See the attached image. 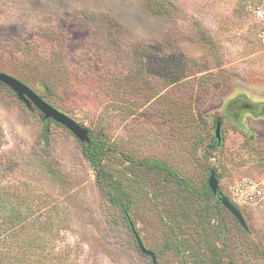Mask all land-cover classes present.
<instances>
[{
	"label": "rangeland",
	"instance_id": "1",
	"mask_svg": "<svg viewBox=\"0 0 264 264\" xmlns=\"http://www.w3.org/2000/svg\"><path fill=\"white\" fill-rule=\"evenodd\" d=\"M0 71L107 140L157 264H264V195L230 192L264 178V0H0ZM0 128V187L27 181L40 221L58 230L42 253L55 264H152L69 130L5 85ZM144 158L190 187L132 162ZM211 169L246 228L202 194Z\"/></svg>",
	"mask_w": 264,
	"mask_h": 264
},
{
	"label": "trees",
	"instance_id": "2",
	"mask_svg": "<svg viewBox=\"0 0 264 264\" xmlns=\"http://www.w3.org/2000/svg\"><path fill=\"white\" fill-rule=\"evenodd\" d=\"M0 85H3L0 82ZM2 132L0 128V133ZM82 154L93 169L99 187L106 193L107 200L111 205L118 208L123 218L129 225L128 206L130 203L129 193L117 178L113 177L107 163V155L110 150L104 137H90L88 144L81 145ZM124 160H129L126 155L119 152ZM133 164L153 168L165 172L181 185L190 187L188 182L172 171L160 160L149 158L132 159ZM21 190H12L8 184L0 187V264H55L58 258L53 252L42 253L41 249L47 239L55 240L56 233L46 229L45 223L40 221L43 213L30 202L31 193L28 190L27 181H21ZM211 194L207 184L202 194ZM219 203L218 199H216ZM131 230V229H130ZM33 247L35 252H32Z\"/></svg>",
	"mask_w": 264,
	"mask_h": 264
},
{
	"label": "water",
	"instance_id": "3",
	"mask_svg": "<svg viewBox=\"0 0 264 264\" xmlns=\"http://www.w3.org/2000/svg\"><path fill=\"white\" fill-rule=\"evenodd\" d=\"M0 82L10 88L16 95L17 99L22 101L26 107H35L41 113L42 121L48 119L62 125L69 130L80 143L88 144L90 142L89 130L74 120L72 117L58 110L44 99H42L35 91H33L28 85L20 81L19 79L0 71ZM220 120L217 119L214 127V138L217 144L220 143ZM207 186L210 189L212 195L218 199L220 204L237 220V222L244 228H246L244 217L240 209L222 193L219 188L218 179L215 175V170L211 169L207 178ZM130 229L133 234L138 250L148 256L152 264H157L156 256L154 252L146 248L138 233L136 232L133 224L129 221Z\"/></svg>",
	"mask_w": 264,
	"mask_h": 264
},
{
	"label": "built area",
	"instance_id": "4",
	"mask_svg": "<svg viewBox=\"0 0 264 264\" xmlns=\"http://www.w3.org/2000/svg\"><path fill=\"white\" fill-rule=\"evenodd\" d=\"M230 192L238 200L253 202L264 195V178L259 179L258 182L252 179H245L240 183L236 182L230 186Z\"/></svg>",
	"mask_w": 264,
	"mask_h": 264
},
{
	"label": "flooded vegetation",
	"instance_id": "5",
	"mask_svg": "<svg viewBox=\"0 0 264 264\" xmlns=\"http://www.w3.org/2000/svg\"><path fill=\"white\" fill-rule=\"evenodd\" d=\"M243 107H244L245 109H249V108H250V105H248V104H244Z\"/></svg>",
	"mask_w": 264,
	"mask_h": 264
}]
</instances>
